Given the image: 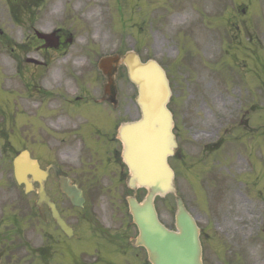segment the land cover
Instances as JSON below:
<instances>
[{
	"label": "rangeland",
	"instance_id": "rangeland-1",
	"mask_svg": "<svg viewBox=\"0 0 264 264\" xmlns=\"http://www.w3.org/2000/svg\"><path fill=\"white\" fill-rule=\"evenodd\" d=\"M59 1L45 0L34 22L19 26L3 12L7 3L0 0V27L17 42L35 40L32 27L45 32L63 27L73 42L68 58H99L134 47L144 59L153 57L167 66L176 102L194 118L185 126L192 127L190 140L182 145L179 193L203 217L209 207L219 208L220 220L250 242L264 225V0ZM62 3L69 13L52 10ZM93 43L97 48L87 49ZM2 45L0 73L11 75ZM14 82L8 76L7 86ZM23 110L29 113L30 108ZM158 204L161 217L171 224L174 198ZM24 211L31 212L28 204ZM32 222L30 217L22 222L23 240L29 244L35 233ZM260 237L252 246L257 253L264 251V232ZM113 250L81 229L70 240L66 257L45 264H130L132 254ZM34 255L24 247L0 262L42 264Z\"/></svg>",
	"mask_w": 264,
	"mask_h": 264
},
{
	"label": "flooded vegetation",
	"instance_id": "flooded-vegetation-1",
	"mask_svg": "<svg viewBox=\"0 0 264 264\" xmlns=\"http://www.w3.org/2000/svg\"><path fill=\"white\" fill-rule=\"evenodd\" d=\"M61 5L52 10L68 12V6ZM20 7L10 13L32 16L37 12L27 5ZM54 32L52 46L42 40L18 44L40 61L22 54L12 59L19 77L15 89L8 90L7 75H0V260L6 252L22 247L25 201L34 219L31 247L41 260L66 257L70 251V236L57 224L56 210L72 235H80L83 229L122 250L131 248L132 264H151L146 250L130 242L137 229L126 208L130 189L118 137L122 124L140 115L136 90L117 75L106 91L107 79L92 60L86 67L84 58L52 57V53L68 52L64 31ZM22 91L32 100L31 121L23 118ZM179 110L175 132L181 142L190 119L188 111ZM24 150L33 162L32 172H24L22 162L15 163ZM64 186L82 192L81 207L72 203ZM197 223L203 264H264V255L247 249L236 227L217 217L197 218Z\"/></svg>",
	"mask_w": 264,
	"mask_h": 264
},
{
	"label": "water",
	"instance_id": "water-1",
	"mask_svg": "<svg viewBox=\"0 0 264 264\" xmlns=\"http://www.w3.org/2000/svg\"><path fill=\"white\" fill-rule=\"evenodd\" d=\"M38 36L44 37L40 33ZM122 65L138 88L142 109L141 119L126 124L120 134L123 157L130 169L129 185L148 190L142 202L129 198L130 212L139 228L136 242L145 246L153 264H202L200 232L183 200L176 198L175 231L159 222L154 204L157 196L177 193L174 171L168 163L178 146L172 132V113L167 107L171 88L166 72L153 59L142 62L133 50L104 57L100 68L111 77Z\"/></svg>",
	"mask_w": 264,
	"mask_h": 264
}]
</instances>
